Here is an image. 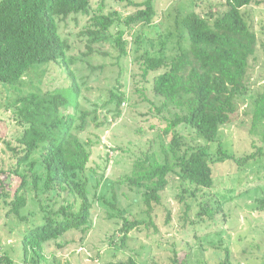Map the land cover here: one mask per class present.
<instances>
[{
  "label": "rangeland",
  "instance_id": "374dc122",
  "mask_svg": "<svg viewBox=\"0 0 264 264\" xmlns=\"http://www.w3.org/2000/svg\"><path fill=\"white\" fill-rule=\"evenodd\" d=\"M260 1V5L243 8L245 18L258 34L257 50L250 59L248 72L253 93L239 98V110L232 115L230 123L221 127L217 142H207L191 128L180 126L183 140L190 147L207 145L210 152L216 154L221 143L236 157L255 151L257 145L264 150V125L253 127L255 99L264 89V0ZM156 8L158 15L154 25H115L108 33L109 38L92 44V49L88 47L87 30L95 29L92 25L95 14L118 10L124 18L137 9L128 1L93 0L91 14H77L60 20L61 33L72 46L68 56L75 59L72 69L82 88V105L96 111L103 124L96 127L91 123L81 135L92 150L88 168L82 174V178L88 180L94 203L92 229L87 233L69 232L59 240L47 243L42 261H38L35 254L30 261H25V233L29 227L42 223L51 208L60 207L64 202L77 207L79 201L74 195L62 197L54 192H36L29 188L26 192L28 205L22 209L25 219L15 214L8 216L11 208L8 203L14 198L21 180L11 172L18 160L12 148L19 147L18 138L24 131L11 106L18 96L34 91H66L72 78L58 64L48 62L32 66L16 83L0 82V129L5 132V141L0 144V177L4 178L6 193L10 195L8 199L0 200V256L9 255L16 264H106L130 256L143 264H178L176 258L180 264H264V211L259 206V200L264 197V157L245 166H239L231 158L213 162L214 186L197 190L194 185H187L191 190H197V197L186 193L184 202L177 197L182 192V181L172 174L169 186L163 192L162 204L154 209L155 224L135 228L127 243L121 244L120 228L124 220L107 201L117 199L126 216L150 222L142 194L122 184V180L132 173L136 159L145 156L149 150L159 149L160 136L166 138L163 133L166 117L171 116L168 109L158 111L164 100L154 92V77L163 70L145 77L142 58L147 52L157 53L156 50L166 45L169 58L179 52L176 47L178 15L195 9L214 21L228 6L227 0H156ZM211 14L215 15L213 19ZM119 29L126 30L125 38L129 40V55L123 58H119V49L115 45ZM170 32L175 36L167 38V44H163L165 39L160 34ZM121 84L127 98L122 114L116 116V104L110 103L109 91ZM38 157L36 154L35 158ZM219 198L224 204L222 213L212 220L199 217L202 205L210 199L211 205H216Z\"/></svg>",
  "mask_w": 264,
  "mask_h": 264
},
{
  "label": "trees",
  "instance_id": "16d2710c",
  "mask_svg": "<svg viewBox=\"0 0 264 264\" xmlns=\"http://www.w3.org/2000/svg\"><path fill=\"white\" fill-rule=\"evenodd\" d=\"M122 1H128L137 9L136 12L124 18L118 10L95 14L92 18L95 29L87 30L90 49L92 44L108 39V33L115 25H154L158 15L156 0ZM255 4L260 5L261 1L227 0L228 9L214 21L195 9L178 15L176 47L179 52L169 58L166 45L156 50L157 53L147 52L142 58L145 77L163 70L154 77V92L164 100L158 111L168 109L171 112L163 128L169 141L166 142L161 135L159 149L149 150L145 156L136 159L132 173L122 180V184L142 194L150 222L126 216L117 199L107 201L124 220L119 237L122 245L127 243L130 232L135 228L155 224L154 209L162 204L163 192L169 186L172 174L182 181V192L177 197L184 202L186 193L197 197L198 188L214 186L213 162L231 158L239 166H245L264 157V150L258 145L255 151L240 157L230 154L221 143L216 154L210 152L207 145L190 147L179 131L180 126H187L207 142L219 141L221 127L230 123L232 115L239 110V98L253 93L248 72L250 59L257 50L258 34L245 18L243 8ZM92 10L93 0H0V82L16 83L28 74L32 66L48 62L58 64L72 78L66 91H34L18 96L11 106L24 131L18 138L19 147L12 148L18 160L11 172L21 180L14 198L8 203L11 207L8 216L15 214L25 219L22 209L28 205L26 192L29 188L36 192H54L62 197L74 195L79 201L77 207L64 202L60 207L51 208L42 223L29 227L23 238V257L27 262L33 254L39 257L38 261L45 259L47 243L57 241L69 232L87 233L92 229L94 203L88 180L82 178L92 150L81 135L91 123L96 127L103 123L99 122L96 111L82 105V88L72 69L75 59L68 56L72 46L60 30L61 19L77 14L89 15ZM214 17L211 14V18ZM141 35L143 37L144 33ZM173 35L172 32L168 35L161 33L160 37L165 39L163 44H167L166 39ZM125 36L126 30L119 29L115 38L119 58L129 55V40ZM142 37L139 35L138 41ZM109 96L110 103L116 104V116L121 115L127 98L122 84L110 89ZM261 124L264 125V89L255 99L253 127ZM4 141L2 128L0 144ZM36 154H39L38 158H35ZM187 185H194L197 190H191ZM3 197L8 199L10 195L6 193L4 178L0 177V200ZM259 201L260 209L264 211V197ZM211 202L210 199L202 205L199 217L212 220L224 211L220 198L216 205H211ZM175 262L180 264L177 258ZM1 263L16 264L9 255L0 256ZM106 264L143 263L130 256Z\"/></svg>",
  "mask_w": 264,
  "mask_h": 264
}]
</instances>
